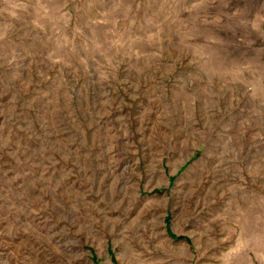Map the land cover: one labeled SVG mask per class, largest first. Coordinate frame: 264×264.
Instances as JSON below:
<instances>
[{
    "label": "rangeland",
    "instance_id": "1",
    "mask_svg": "<svg viewBox=\"0 0 264 264\" xmlns=\"http://www.w3.org/2000/svg\"><path fill=\"white\" fill-rule=\"evenodd\" d=\"M0 264H264V0H0Z\"/></svg>",
    "mask_w": 264,
    "mask_h": 264
}]
</instances>
